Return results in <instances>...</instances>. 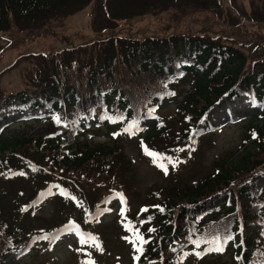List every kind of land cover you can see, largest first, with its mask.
Instances as JSON below:
<instances>
[{
    "label": "trees",
    "instance_id": "trees-1",
    "mask_svg": "<svg viewBox=\"0 0 264 264\" xmlns=\"http://www.w3.org/2000/svg\"><path fill=\"white\" fill-rule=\"evenodd\" d=\"M93 1L0 0V33L14 28L32 34L48 19L71 15ZM187 1L191 0H127L124 6L118 0H107V6L114 14L124 12L136 17L179 8L176 4L187 6ZM191 4L205 10L208 0H195ZM250 38L246 34V41L253 46L255 42ZM116 39L117 47H105L91 61L71 64L58 70L61 72H45L33 79L30 89L9 97L12 101L0 99V115L11 108L44 109L49 113L37 127L24 124L14 131L0 133V179L9 173L2 167L11 163V159L18 166H28L39 173L50 165L59 171L80 173L104 166L101 171L104 172L119 151L111 145L86 142L82 132L101 130L100 125L89 127L86 123L95 120L96 115L104 122L100 133L108 140H115L114 137L120 136L114 135L115 132L124 133L129 124L141 120L144 114L153 115L154 121L144 125L146 130L141 135L149 147L162 137L191 140L214 106L224 98L230 101L245 96L251 100L255 115L243 121L246 123L238 139L240 144L249 143V149L227 152L215 159L208 173L190 185L179 189L151 185L153 190L145 193V197L151 198L150 194L155 193L156 207L150 206L149 199L145 208L151 213L143 219L140 231L133 228L136 238L130 237L135 247L130 245L129 257L126 258L127 242L118 238L117 262L126 258L128 264H178V259L189 258L186 264H210L213 256L206 260L201 255L222 245L226 247L225 256H220L225 257V264H264V65L249 63L243 52L208 37L202 26L194 31L175 29L161 37L128 32L125 38ZM166 104L173 106L171 121L165 117L158 119L157 111ZM65 125L76 126L81 133V140L74 139L71 148L61 146L56 135ZM25 151L44 157L49 163L39 165L22 156ZM55 186L58 190L53 200L60 202L66 198L65 191L58 184ZM139 206L135 210L144 209L143 204ZM79 214V219L86 221L88 214L82 209ZM36 220L42 227L29 235L15 214L9 222L0 217V264L35 232L49 231L58 225H53L50 218ZM74 223L81 225L78 219ZM252 227L256 230L249 231ZM137 231L147 243L141 244ZM240 231L247 235L235 246L233 239L240 237ZM228 236L232 239L226 240ZM214 240L217 242L213 243ZM229 248H233V254Z\"/></svg>",
    "mask_w": 264,
    "mask_h": 264
},
{
    "label": "rangeland",
    "instance_id": "rangeland-1",
    "mask_svg": "<svg viewBox=\"0 0 264 264\" xmlns=\"http://www.w3.org/2000/svg\"><path fill=\"white\" fill-rule=\"evenodd\" d=\"M118 1L124 6L127 3V0ZM192 1L195 0L187 1V6L176 4L179 7L176 9L132 17L124 12H110L107 0H95L71 15L48 19L32 34L14 28L0 33V99L8 100L12 95L30 89L33 79L42 77L45 72L52 74L71 64L91 61L105 47H117L116 38H125L128 32L161 37L175 29L194 31L202 26L208 37L237 48L246 55L249 63L264 65V0H208L205 10L191 7ZM246 34L253 38V46L246 41ZM172 109V104H166L157 111L158 119L165 117L171 121ZM252 116L250 102L244 98L235 99L215 108L208 119V126L193 133L191 140L189 137L185 141L179 136L162 137L149 147L142 141L144 127L141 124L127 134L115 132L114 135H120H111L115 140L102 137V129L94 133L82 132L90 139L86 142L91 145L102 143L119 151V156L109 161L104 172H101L104 166L96 168V172L87 170L80 173L59 171L50 165L44 167V171L38 167L39 173L28 166H18L15 159L9 160L11 163L2 167L9 173L0 179V217L9 222V219L13 221L15 214L19 225L25 226L29 235L42 227L35 218H50L53 225H58L49 231L35 232L27 242L7 254L3 263L128 264L126 258L132 254L130 235L135 232L133 228L140 231L143 219L151 213L148 208L144 212L135 208L143 204L145 209L149 199L150 206L156 207L153 202L155 193L150 194L151 198L145 197V193L153 190L151 185H164L168 189L190 185L208 173L215 159L227 152L239 153V149H249V143L240 144L238 138L246 123L243 121ZM48 117L47 112L40 110L31 113L28 110L19 112L17 108L5 109L0 115V133L14 131L24 124L37 127ZM75 129L71 126L56 133L61 146L71 148L74 138L75 141L81 140V133ZM174 139L177 141H172ZM145 150L163 157L168 155L172 162L168 164L165 159L146 154ZM21 155L39 165L49 163L33 152L25 151ZM154 158L166 166L167 174L153 163ZM52 182H58L65 191L66 198L60 202L53 200L58 189ZM36 192H39L37 196ZM118 194L123 195V205ZM18 201H22L19 206L16 205ZM122 207L126 208L123 216L120 215ZM81 209L86 215L94 209L90 220L88 215L86 221L79 219ZM121 218L128 227L127 231L116 229V222H121ZM77 219L86 227L78 223L85 232L90 233L86 232L87 236L95 238L94 242L81 244L82 234L73 226ZM120 237L128 244L124 262H117L119 245L116 243ZM237 240H233L235 245ZM96 243L99 248L95 247ZM229 251L234 253L233 248ZM218 253L209 250L202 256L206 260L213 256L210 264H225L224 250ZM188 260L180 258L177 261L178 264L181 261L186 264Z\"/></svg>",
    "mask_w": 264,
    "mask_h": 264
},
{
    "label": "snow or ice",
    "instance_id": "snow-or-ice-1",
    "mask_svg": "<svg viewBox=\"0 0 264 264\" xmlns=\"http://www.w3.org/2000/svg\"><path fill=\"white\" fill-rule=\"evenodd\" d=\"M135 124H136V122H133L132 124H129L128 128H126L125 131H129L130 132L131 129L135 128ZM145 151H146V154L152 155L154 157H159V159H167L170 163L172 162V158H170V157H163L160 154L148 153L147 150H145ZM179 151H183V149H180ZM153 163L154 164H157L158 167H161L162 170L165 171V174H167V168H166L165 165H162V164L157 163V159H155V158L153 159ZM173 166H175V165H173ZM118 195H119V198L121 200V204L123 205L125 203L124 198H123V195L122 194H118ZM123 211H124V209L122 207L121 208V213H123ZM141 211L144 212V211H147V209L145 208V209H142ZM161 211H163V209H161ZM149 219H151V218H149ZM149 231L150 232L151 231H154V229H149ZM45 238H48V237H45ZM137 239L140 240L141 244L148 242V241L144 240L142 236L139 235L138 231H137ZM225 239L226 240H231L232 237L231 236H228ZM94 240H95L94 237L88 236L87 237V240H85L84 238H81V241L80 242H81V244H84L87 241H93L94 242ZM217 240H218V238H217ZM130 242H132L134 244V247H135V241H130ZM216 242L217 241H215V240L213 241V243H216ZM195 245H196V247H199V241H196L195 242ZM95 247L99 248V244L96 243L95 244ZM209 250H211V251H223V247H222V245H218L217 247L212 248V249H207L206 251H209ZM137 251H142V248H137ZM197 255L199 256L200 253H197ZM138 258L139 257H137V259ZM88 264H91V262H88Z\"/></svg>",
    "mask_w": 264,
    "mask_h": 264
},
{
    "label": "bare ground",
    "instance_id": "bare-ground-1",
    "mask_svg": "<svg viewBox=\"0 0 264 264\" xmlns=\"http://www.w3.org/2000/svg\"><path fill=\"white\" fill-rule=\"evenodd\" d=\"M213 200H211V202H212ZM209 202V201H208ZM212 204L213 205H215V201L214 202H212ZM96 208V207H95ZM74 225H75V223H74ZM73 225V226H74ZM249 231H251V229L249 230ZM247 234H246V232L245 231H240V237H238V238H236V239H238L237 241L239 242V241H241V239L243 238V237H245ZM234 240V239H233ZM235 244V243H234ZM236 246V245H235ZM203 255V254H202ZM201 255V256H202Z\"/></svg>",
    "mask_w": 264,
    "mask_h": 264
}]
</instances>
